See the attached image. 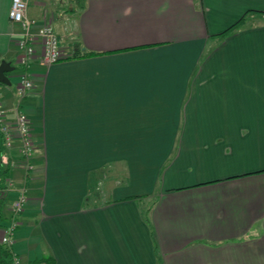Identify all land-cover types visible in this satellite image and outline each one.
Listing matches in <instances>:
<instances>
[{"label":"crops","instance_id":"0c3cea01","mask_svg":"<svg viewBox=\"0 0 264 264\" xmlns=\"http://www.w3.org/2000/svg\"><path fill=\"white\" fill-rule=\"evenodd\" d=\"M26 1L64 59L21 64L0 0V85L36 147L27 172L0 135L21 262L264 264V0Z\"/></svg>","mask_w":264,"mask_h":264},{"label":"built area","instance_id":"2783aa9c","mask_svg":"<svg viewBox=\"0 0 264 264\" xmlns=\"http://www.w3.org/2000/svg\"><path fill=\"white\" fill-rule=\"evenodd\" d=\"M28 3L26 0H12L9 18L12 23L19 25L23 36L18 40V48L21 51L20 63L29 66L36 59L46 66H51L64 59L60 39L51 23L38 25L36 21L27 16ZM34 89V83L29 76H24L19 84V95L23 98ZM0 134L4 139L7 149H11L19 137L21 141V157L27 172L34 169L33 159L36 153L35 142L29 117L22 111L16 113L12 123L6 109L3 87L0 85ZM11 184V181H9ZM10 186V185H9ZM28 204L26 191H22L12 205V219L9 228L1 234V242L11 247L14 243L13 233L20 225L18 218L24 212ZM14 264H23L15 255Z\"/></svg>","mask_w":264,"mask_h":264},{"label":"trees","instance_id":"16d2710c","mask_svg":"<svg viewBox=\"0 0 264 264\" xmlns=\"http://www.w3.org/2000/svg\"><path fill=\"white\" fill-rule=\"evenodd\" d=\"M10 168L11 167H10L9 163H7V164L3 165L1 170H0V184H1L0 185V232L7 230L4 227V222L6 220H10V223L12 222L11 221V219H12V208L10 211V216H6L5 211H4L5 206L8 202V198H9L8 185H5V184H7L8 180L10 179V170H11ZM19 218H18V220H19ZM14 256H15V254H14L12 248L5 246L1 242V234H0V264H14Z\"/></svg>","mask_w":264,"mask_h":264},{"label":"water","instance_id":"95a60500","mask_svg":"<svg viewBox=\"0 0 264 264\" xmlns=\"http://www.w3.org/2000/svg\"><path fill=\"white\" fill-rule=\"evenodd\" d=\"M11 69L8 63H3L0 67V83H8V79L6 77V73Z\"/></svg>","mask_w":264,"mask_h":264}]
</instances>
